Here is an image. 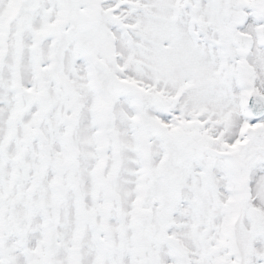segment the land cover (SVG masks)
I'll return each instance as SVG.
<instances>
[{
	"label": "snow or ice",
	"instance_id": "obj_1",
	"mask_svg": "<svg viewBox=\"0 0 264 264\" xmlns=\"http://www.w3.org/2000/svg\"><path fill=\"white\" fill-rule=\"evenodd\" d=\"M0 264H264V0H0Z\"/></svg>",
	"mask_w": 264,
	"mask_h": 264
}]
</instances>
